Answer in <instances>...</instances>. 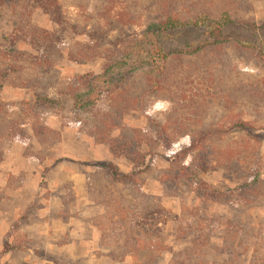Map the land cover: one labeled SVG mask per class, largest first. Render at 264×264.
Instances as JSON below:
<instances>
[{
  "label": "trees",
  "instance_id": "16d2710c",
  "mask_svg": "<svg viewBox=\"0 0 264 264\" xmlns=\"http://www.w3.org/2000/svg\"><path fill=\"white\" fill-rule=\"evenodd\" d=\"M215 1H199V8L192 11L181 7L174 11V0H160L159 11L147 8L136 17L142 24L137 30L135 17L126 21L121 10L103 7L92 21L80 22L67 12L63 0H0V18L7 10L19 17L11 38L0 42V93L10 82L34 94L33 102L19 108L20 114H14L0 96V151L7 140L27 145V126L40 143L57 139L60 132L50 136L51 129L40 116L58 113L69 97L70 116L62 125L88 133L95 143L107 145L115 158L132 164L131 172L125 173L114 161L97 163L86 173L88 188L102 189L104 179L108 188L125 186L132 201L121 202V208L139 231L152 234L170 220L158 196L145 190L148 177L171 195L192 185L199 199L222 196L200 178L215 163L232 171L239 162L228 154L220 159L216 152L215 141L225 128L212 112L219 93L215 74L217 66L229 59L227 48L259 49L257 42L244 43L233 31L263 32L264 23L249 15L252 0ZM35 10L49 16L50 28L32 22ZM6 39L11 47H4ZM21 43L27 49L19 47ZM253 53L264 58V50ZM65 58L81 65L100 61L102 66L64 78L57 65ZM235 92L241 96L237 102L246 106L258 102L264 85L248 79ZM156 110L166 115L165 122L151 117ZM137 112L147 118L146 125L135 127L127 121ZM32 117V123L27 122ZM235 117L233 126L251 127L242 110ZM258 178L247 182L256 183Z\"/></svg>",
  "mask_w": 264,
  "mask_h": 264
},
{
  "label": "rangeland",
  "instance_id": "374dc122",
  "mask_svg": "<svg viewBox=\"0 0 264 264\" xmlns=\"http://www.w3.org/2000/svg\"><path fill=\"white\" fill-rule=\"evenodd\" d=\"M63 1L67 12L80 22L92 21L105 7L106 11L121 10L126 21L135 17L137 30L142 24L136 17L147 8L159 11L160 3V0ZM174 1V11H179V7L192 11L203 0ZM251 3L249 15L257 23H264V0ZM18 19L8 10L0 18V42L8 35L11 38ZM32 22L51 27L49 16L42 10H35ZM252 30L235 29L233 35H239L244 43L257 42L258 50H264V31ZM4 47H11L7 39ZM19 47L28 46L21 43ZM227 50L229 59L217 66L215 74L219 93L212 112L217 114L219 126L225 128L215 145L220 159H225V154L238 159V170L234 167L232 172L221 162L200 176L219 189L222 196L216 200L208 196L199 199L192 185L183 186L171 195L153 177H148L145 190L154 195L165 192V196H157L170 220L152 234L139 231L121 208V202L132 201L125 186L108 188L104 179L100 182L102 189L88 188L86 173L93 172L97 163L111 160L112 152L107 145L95 143L88 133L62 125L70 116L72 104V99L66 97L65 106L58 113L40 116L41 123L51 129L50 136H56L52 131L60 132L57 139L40 143L27 126V145L9 140L2 145L0 264H264V102L256 109L264 99V92L257 103L253 101L246 106L237 102L241 96L235 92L248 79L264 85V58L255 57L253 52L258 50L241 51L236 47ZM101 66L100 61L81 65L65 58L57 70L68 78L75 73L100 70ZM206 66L210 68V63ZM172 69H176L175 63ZM0 96L14 114H20L24 102L34 100L31 89L10 82ZM241 110L251 123L248 130L233 126ZM151 117L161 122L167 119L160 110ZM32 121L33 117L27 119ZM127 121L135 127L147 124V118L138 112L132 113ZM115 160L122 168L132 170V164L124 158ZM255 175L259 177L256 183L247 182ZM245 183L248 185L242 187Z\"/></svg>",
  "mask_w": 264,
  "mask_h": 264
},
{
  "label": "crops",
  "instance_id": "0c3cea01",
  "mask_svg": "<svg viewBox=\"0 0 264 264\" xmlns=\"http://www.w3.org/2000/svg\"><path fill=\"white\" fill-rule=\"evenodd\" d=\"M115 159H117V158H115V157L113 156V154H112V159L109 160V161H115V162H116ZM116 163H117V162H116ZM117 164L119 165L120 169H121L123 172H125V173H129V172H131L130 168H125V169H124V168H122V167L120 166L119 163H117ZM166 193H167V192H166ZM155 194H157V195H163V194H164V196L166 195L165 192H163V191L155 192Z\"/></svg>",
  "mask_w": 264,
  "mask_h": 264
}]
</instances>
